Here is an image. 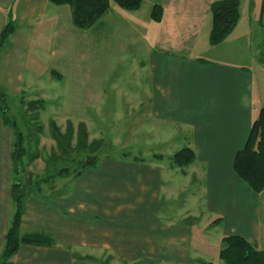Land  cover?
Listing matches in <instances>:
<instances>
[{
	"label": "crops",
	"instance_id": "obj_1",
	"mask_svg": "<svg viewBox=\"0 0 264 264\" xmlns=\"http://www.w3.org/2000/svg\"><path fill=\"white\" fill-rule=\"evenodd\" d=\"M214 1L144 0L137 11H116L126 17L130 26L119 38L132 35V44L140 38L147 48L146 62L134 60V68L147 72L146 82L138 83L127 99L122 95L119 99L132 102L134 117H145L158 127L165 122L179 127L184 141L180 149L194 150V162L180 168L172 165L171 154L151 159L134 156L127 163L101 155L96 166L86 168L77 177H65L64 183L53 184L54 189L31 191L25 200L21 233L46 234L54 239V245H22L12 257V264L170 260L173 255L165 247L170 244L173 229L176 233L189 229L186 217L185 227L179 229L159 224L157 214L165 196L176 192L181 196L177 187L175 192L170 191L180 177L202 183L196 196L200 209L195 229L204 227L210 235L221 229L219 239L240 235L264 245V192L252 190L234 169L235 155L245 145L264 105V0H240L241 18L236 29L223 43L212 46L209 35ZM36 5H48L57 17L59 6L49 0H0V85H11L12 80L22 85L29 82L27 75L14 74V66L9 73L6 65L15 59L6 53L12 46L26 48L24 36L33 35L14 30L3 44L1 35L8 23L34 18ZM155 5L163 7L160 22L151 17ZM258 38L263 39L259 46L263 47V57L259 61L255 54L248 64L240 57L233 58L235 50L258 51ZM230 47L234 48L232 53L227 50ZM51 58L57 60V49ZM147 131L152 134L148 140H153L155 127H147ZM168 131L163 127L160 141L167 139L170 147ZM15 137L0 113V262L14 213L10 189ZM183 211L189 214L187 206ZM216 219L220 221L207 228ZM192 229L193 226L189 231ZM177 254L175 259L183 260Z\"/></svg>",
	"mask_w": 264,
	"mask_h": 264
},
{
	"label": "rangeland",
	"instance_id": "obj_2",
	"mask_svg": "<svg viewBox=\"0 0 264 264\" xmlns=\"http://www.w3.org/2000/svg\"><path fill=\"white\" fill-rule=\"evenodd\" d=\"M45 6H35L34 18L12 23L14 30L33 36H24L28 42L26 48L19 50L12 46L7 50V57L15 60L10 59L6 67L12 74L11 67L14 66V74L27 75L29 82L24 81L27 83L22 85V82L16 84L12 80L11 85H0V91L5 95L0 107H7L9 119L24 135L25 156L18 180L23 183L25 191L54 189L55 183L59 185L66 181L65 177H77L80 160L95 156L114 157L127 163L134 156L151 159L177 152L184 145L179 127L173 123H161L169 130L166 134L172 139L169 147L167 139L160 141L164 137L163 127L148 123L145 117H134L132 102L119 99L121 95L127 99L134 87L146 82L147 78L145 69L134 68V60L146 62V45L140 38L132 44V35L119 38L120 33L130 27L126 17L116 12L121 8L112 3L110 12L92 28L80 29L73 24L70 6H59L56 18L55 10ZM38 8L42 9L40 13ZM262 40L257 39L258 51L255 53L247 52L245 48L241 52L235 50L233 58L240 57L248 64L255 54L259 61L263 57L260 53L263 47H259ZM120 41L127 43L126 46H120ZM55 49L58 50L57 60L51 58ZM233 49L227 48L229 53ZM35 82L41 84L34 85ZM0 113L2 115L1 108ZM80 125H84L88 135L87 141L83 140L84 145L90 146L93 141H98L90 150L84 146L77 149ZM151 126L155 127L156 134L153 140H148L152 134L148 133L147 127ZM62 169L66 172L58 175ZM186 179L180 177L171 185L170 191L175 192L177 187L181 196L177 192L171 197L165 196L158 206L159 224L179 229H183L185 223L186 228L193 226L192 231H171L170 244L165 247L173 255L171 259L144 258L136 262L108 259L106 264H222L219 259L222 230H213L210 235L204 227L195 229V216L200 209L196 205V196L202 183L192 178L186 183ZM184 206L189 214L184 213ZM212 221L207 228L213 227ZM258 247L262 249L264 245L258 244ZM139 249L143 250L142 247ZM177 253L183 260L178 262L175 259Z\"/></svg>",
	"mask_w": 264,
	"mask_h": 264
},
{
	"label": "trees",
	"instance_id": "obj_3",
	"mask_svg": "<svg viewBox=\"0 0 264 264\" xmlns=\"http://www.w3.org/2000/svg\"><path fill=\"white\" fill-rule=\"evenodd\" d=\"M57 6L68 5L72 9L73 24L80 29L92 28L105 14L112 9V3L127 11L139 10L144 0H49ZM212 28L209 35V42L212 46L223 43L236 29L240 18V0H216L211 4ZM163 16V7L155 5L151 17L160 22ZM14 25L8 23L2 31L1 44L13 33ZM0 101H5V95L0 91ZM2 119L6 125L15 128V142L12 150V163L15 178L13 179L10 193L14 202V213L10 227L5 237V245L1 255V264H12V257L19 251L22 245L53 246L54 239L43 233L33 232L22 234L21 224L24 212L25 200L30 192L25 191L23 183L18 180L22 173L23 158L25 156L24 135L16 124L12 123L7 115V107H0ZM57 139V138H56ZM88 135L84 125L79 127L78 148L84 146L91 149V146L83 144L87 141ZM99 148V146H98ZM161 157V156H160ZM159 157V158H160ZM196 158L194 150L184 147L175 152L171 157L174 166L185 168L192 164ZM98 157L80 160L79 176L86 168L96 166ZM234 169L242 179L256 193L264 192V105L259 116L252 123L249 136L243 148L235 155ZM62 169L58 175L66 172ZM220 219L212 221L215 225ZM219 259L222 264H264V247L260 249L257 243L240 235H226L221 238ZM213 264V263H209Z\"/></svg>",
	"mask_w": 264,
	"mask_h": 264
}]
</instances>
